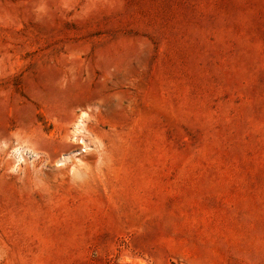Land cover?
Returning a JSON list of instances; mask_svg holds the SVG:
<instances>
[{
	"label": "rangeland",
	"instance_id": "1",
	"mask_svg": "<svg viewBox=\"0 0 264 264\" xmlns=\"http://www.w3.org/2000/svg\"><path fill=\"white\" fill-rule=\"evenodd\" d=\"M0 264H264V0H0Z\"/></svg>",
	"mask_w": 264,
	"mask_h": 264
}]
</instances>
